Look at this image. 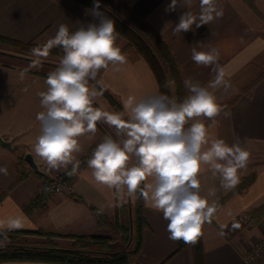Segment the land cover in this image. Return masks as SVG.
I'll list each match as a JSON object with an SVG mask.
<instances>
[{"label":"crops","instance_id":"0c3cea01","mask_svg":"<svg viewBox=\"0 0 264 264\" xmlns=\"http://www.w3.org/2000/svg\"><path fill=\"white\" fill-rule=\"evenodd\" d=\"M123 1L165 38L184 79L191 77L207 84L213 78L210 67L197 66L191 60L192 47L203 51L210 47L219 50V63L229 73L231 86L226 91L218 90L216 95L221 105L228 106L230 114L218 117V126L214 131L229 144L239 139L249 151L247 166L238 172L239 183L248 176H253V179L246 188L238 189V183L234 189L225 191L220 188L219 179L214 180L210 172L203 173L200 176L201 194L207 196L210 188H217L215 198L225 210H233L235 220L264 204V0H218L223 9L221 18L199 28L193 25V30L175 35L173 28L187 8L178 6L175 11L166 12L171 0ZM86 9L76 0H0V35L22 42L34 39V42L45 43L55 35L61 23L67 24L70 31H75L80 23L96 22L86 14ZM191 11L198 13L199 0H194ZM116 43L120 48L124 47L122 53L127 62L121 66L119 73L112 72L111 68L103 70V84L118 96L122 104L129 95L160 93L156 75L148 61L136 48L126 46L127 40L122 35ZM49 62L51 60H43L41 67L29 71L26 79L32 80V84L28 86V92L22 91L24 87L12 89L15 101L0 123V135L13 145V148L0 145V167L8 170L7 175L0 174V219L23 215L25 224L18 230L53 232L58 234L51 237L56 244L70 247L73 244L71 236L108 233L106 228L98 225L91 206H103L105 214L114 219L122 209L131 213L134 200L121 207H113L112 190L95 182L86 163L79 169L69 189L53 193L44 202L41 201L44 174L56 172L46 170V164L33 151L36 137L40 134L36 114L43 110L37 93L46 90L45 79L51 70L44 65H50ZM247 86L248 89L244 90ZM103 136L97 124L95 136L80 137L81 152L76 154L77 159L88 154ZM26 152L32 153L36 162L41 164L42 175H38L31 166L23 168L20 158ZM20 170L27 172V177L19 179ZM143 212L147 227L142 247L129 264H194L193 245L179 248V241L168 239V222L162 214L146 205ZM231 222L232 219L222 212L211 225L204 226L205 264H264V253L250 262L246 257L252 242L264 234V216L255 225H248L231 237L227 234L219 236L218 223L228 225ZM30 235L46 240L42 234ZM0 264L65 263L7 260L0 261Z\"/></svg>","mask_w":264,"mask_h":264},{"label":"clouds","instance_id":"9594fccd","mask_svg":"<svg viewBox=\"0 0 264 264\" xmlns=\"http://www.w3.org/2000/svg\"><path fill=\"white\" fill-rule=\"evenodd\" d=\"M193 2L171 0L166 7V12L178 6L188 9L173 28L174 35L223 16L218 0H199L198 13L191 11ZM100 8V0H94L86 14L96 22L80 23L75 31L61 23L53 37L30 50V64L19 71L23 81L32 68L41 67L52 49L63 52L56 68L47 73L46 90L37 93L43 110L36 114L40 134L33 145L35 155L46 164V170H64L73 176L81 163L76 157L81 152L79 138L95 136L97 124H105L113 134L103 136L87 166L97 184L112 190L113 207L142 200L168 222V239L186 245H195L204 226L222 212L232 219V228H239L233 210H225L215 198L217 188H210L207 196L201 194L200 176L209 172L214 180L219 179L221 189H234L238 172L247 166L250 156L239 139L229 144L214 131L218 117L230 114L216 95L231 86L229 73L219 63V50L192 47L191 60L197 66L210 67L213 78L207 84L185 78L188 94L183 99L159 92L129 95L123 111L101 110L93 106L104 91L98 74L109 68L119 73L127 61L116 43L120 33L115 21ZM165 87L174 89L175 81H166ZM28 90L27 86L22 89ZM0 174L7 175V168L0 167ZM103 211L99 206L97 214ZM25 219L23 215L0 219V247L8 242L7 232L23 228ZM227 227L218 223L219 236L226 235Z\"/></svg>","mask_w":264,"mask_h":264},{"label":"trees","instance_id":"16d2710c","mask_svg":"<svg viewBox=\"0 0 264 264\" xmlns=\"http://www.w3.org/2000/svg\"><path fill=\"white\" fill-rule=\"evenodd\" d=\"M86 8L91 9L94 0H76ZM100 11L115 21L117 31L126 40V46L134 47L148 61L153 69L158 84L160 93L169 96H176L178 99H183L187 94V89L183 85V76L178 64V61L168 45L165 38L160 35L143 17L133 10L123 0H100ZM0 43L15 47V49L26 52L33 47L40 45L37 42H22L20 40L0 35ZM123 51V48H120ZM52 53L63 55L59 48L51 50ZM8 55V54H7ZM15 55V54H14ZM8 56H13L10 54ZM23 60L31 61L30 57L15 55ZM33 71V70H32ZM102 71L98 74V79L101 80ZM166 81H175V88L165 87ZM103 97L117 110L123 111V104L107 86L103 84ZM207 123V122H206ZM101 127V124L98 123ZM102 129V127H101ZM104 135L106 132L102 129ZM23 162V161H21ZM21 171L19 179L27 177V172ZM38 175L41 172L36 171ZM253 176L245 177L238 184L237 188H246L252 181ZM1 199V197H0ZM34 202L32 201L31 205ZM30 205V206H31ZM144 202L142 200H134L132 212L129 213L125 232H120V227L123 224H118V216L109 218L105 212L97 214V207L91 206L94 210L98 225L110 231L111 235H74L73 244L70 247H62L56 244L51 237L53 232L31 231V230H14L7 232L8 241L15 238L18 234H42L47 237L46 244L39 245H22L15 243H7L4 247H0V261L7 260H43L54 261L65 264H129L136 258L141 250L143 242V233L147 227V221L143 212ZM253 219V222H259L264 216V204L252 208L248 211ZM117 219V220H116ZM236 222L239 223V228H232V222L228 224L226 234L231 237L238 231L247 227L249 223L243 221L242 216ZM120 235V236H119ZM119 236V237H117ZM116 242H107L106 240L115 239ZM119 239L125 240V245L118 244ZM105 240V241H104ZM186 246L183 241H179V248ZM194 264H205L204 248L202 235L193 245Z\"/></svg>","mask_w":264,"mask_h":264},{"label":"rangeland","instance_id":"374dc122","mask_svg":"<svg viewBox=\"0 0 264 264\" xmlns=\"http://www.w3.org/2000/svg\"><path fill=\"white\" fill-rule=\"evenodd\" d=\"M31 41L34 43V39ZM41 44H43V43H41ZM7 54L8 55L13 54V56L11 57V56H8ZM14 54L24 56V57H30V50L26 51V52L25 51L21 52V51L15 49V47H13V46L5 45L4 43H0V123L3 120H5L6 113L8 112V110H10L9 108L11 106V103H13V101H15L14 100L16 97L14 95L15 91H12V89H14L16 87H25V86L28 87L32 84V80H30L28 78L27 79L25 78L23 81H21L19 79V71L22 70L23 68L27 67L31 61L20 59L19 57L15 56ZM61 56L62 55H60V54L50 52L48 57L46 59H44V60H49V61L51 60V62H49L50 65H44V66L50 70H54L59 63ZM32 70L34 71V68H32L30 70V72ZM26 76H28V74ZM245 89H248V86L245 87L244 90ZM93 106L98 107L101 110L119 111V110L115 109L108 102V100L106 98H104L103 96L98 97L94 101ZM99 124H101V123H99ZM101 127L106 132V134H113L112 130L107 125L101 124ZM21 161H23V162H21ZM20 162H21L23 168L25 167V169L28 168V166H30L28 164V162L25 160L24 156H21ZM25 164H27V166ZM46 175L47 174H44V176H46ZM128 216H129L128 210L125 212L122 209L120 211V215L117 218L118 222H120L118 224H123V223L127 222ZM256 223L251 222L248 225H255ZM118 227H120V229H121L120 232H125L124 228H126V225H124V224L122 226L118 225ZM107 232L108 233L106 235H102V236H108V235L110 236L111 235L110 231L107 230ZM119 236H117V237H119ZM116 240H117V238L106 240V241L107 242H116ZM46 241H47V237L45 240L44 238H37V237L31 236L30 234H18L17 236H15V238L9 240L7 243L42 246V245L46 244ZM118 244L120 246H124L125 240L119 239ZM125 246H127V245H125Z\"/></svg>","mask_w":264,"mask_h":264},{"label":"built area","instance_id":"2783aa9c","mask_svg":"<svg viewBox=\"0 0 264 264\" xmlns=\"http://www.w3.org/2000/svg\"><path fill=\"white\" fill-rule=\"evenodd\" d=\"M97 144L93 145L92 148L90 149L89 153L86 154L85 156L79 158L80 160V167L79 169L85 165L87 163V159L90 158L93 149L96 147ZM77 173L73 176H68L65 171H57L55 173H52L50 175H46L45 179H44V183L45 186L42 190L41 193V201L44 202L46 200V198L53 194V193H61L66 189H69L70 184L72 183V181L76 178ZM70 170V168H69ZM47 189V190H45ZM242 218L243 221L245 223H251L253 222L252 217L250 216V214L248 212H245L242 214ZM264 253V234L256 239L254 242H252L251 246H250V252L247 254V261H253L257 256H260Z\"/></svg>","mask_w":264,"mask_h":264},{"label":"water","instance_id":"95a60500","mask_svg":"<svg viewBox=\"0 0 264 264\" xmlns=\"http://www.w3.org/2000/svg\"><path fill=\"white\" fill-rule=\"evenodd\" d=\"M0 145L6 146L8 148H13L12 142L10 140L5 139L3 136L0 135ZM25 160L30 164L32 168L35 170L44 173V170L41 168V164L36 162L32 153L26 152L24 155Z\"/></svg>","mask_w":264,"mask_h":264}]
</instances>
